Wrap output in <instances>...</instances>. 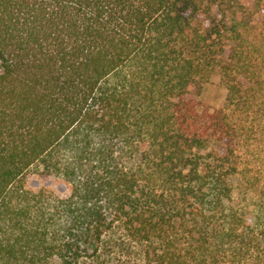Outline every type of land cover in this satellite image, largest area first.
Instances as JSON below:
<instances>
[{
    "label": "trees",
    "instance_id": "1",
    "mask_svg": "<svg viewBox=\"0 0 264 264\" xmlns=\"http://www.w3.org/2000/svg\"><path fill=\"white\" fill-rule=\"evenodd\" d=\"M236 4L0 0V264H79L115 225L145 264H264V214L228 203L229 112L199 99L219 66L247 108Z\"/></svg>",
    "mask_w": 264,
    "mask_h": 264
},
{
    "label": "rangeland",
    "instance_id": "2",
    "mask_svg": "<svg viewBox=\"0 0 264 264\" xmlns=\"http://www.w3.org/2000/svg\"><path fill=\"white\" fill-rule=\"evenodd\" d=\"M236 1L238 8L233 10L236 24L243 27L246 22L245 38L252 45L260 46L259 51L252 55L250 65L258 79L256 84L244 85L249 94L247 108L233 112L234 109L226 101L228 90L222 81L221 70L216 66L204 84L199 99L208 112H229V122L233 124L236 132L234 149L238 156V172L234 176V186L228 203L250 216H255L259 211L264 214V0ZM257 1L256 5H252ZM239 7H243L245 12ZM29 186L34 190L46 188L55 193H61L63 189L58 182L36 176L31 178ZM94 249V254L83 258L79 264H145L143 244L132 241L118 225L107 230L99 246L91 247V252ZM238 264L248 262L244 260Z\"/></svg>",
    "mask_w": 264,
    "mask_h": 264
}]
</instances>
